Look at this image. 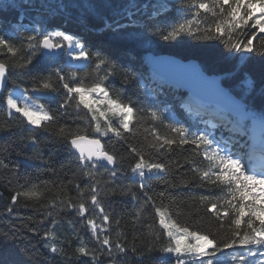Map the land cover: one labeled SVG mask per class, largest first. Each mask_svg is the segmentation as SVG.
Segmentation results:
<instances>
[{
	"label": "snow or ice",
	"instance_id": "1",
	"mask_svg": "<svg viewBox=\"0 0 264 264\" xmlns=\"http://www.w3.org/2000/svg\"><path fill=\"white\" fill-rule=\"evenodd\" d=\"M69 6L60 3L58 10L66 11ZM148 9V4L141 6L137 0H127L115 14L121 19H131L142 12L147 15L148 21H152L171 10L169 0H157L151 4L150 13ZM177 12L180 19L168 21L166 27L160 22H145L143 26L148 33L161 36L165 41H176L185 36L219 40L230 53L245 54L257 50L254 40L259 39L258 33H264V0H182ZM135 22L133 20V23ZM115 24L124 27L119 20H116ZM10 36H17L19 43H14ZM261 50L264 51V41L261 42ZM38 57L44 59L41 67L34 64ZM65 57L67 59L61 62ZM84 69L90 71H83ZM33 71L36 75H32ZM116 71V63L105 57L101 51L93 52L81 39L59 27L53 26L50 30L43 20H35L30 25H25L18 19L12 33L0 35V104L5 106L8 118L0 120V132L12 127L11 121L15 114H19L23 122L31 126L30 131L43 128L47 132L50 125H57L55 135L78 153L81 174L91 181L84 188L74 180L68 181V184L74 186L76 197L68 195L67 185L56 181H44L43 188L33 184L11 190L8 198L10 204L5 207V211L12 214L21 199L32 201V206H35L44 198L45 192L54 191L48 206L67 207L75 210L78 216L86 218V225L96 241V246L89 247L82 237L76 233L74 235H77L79 240L75 253L79 257L88 258V264H100V258L104 255L111 257L109 264H128L130 253L139 255L140 259L136 264H145V260L150 259L156 252L162 254L161 264H166L171 257H175L176 264H264V165L257 168L252 163L254 154L246 151L249 147L247 141L241 143V138L247 131L244 120H255V112L247 104H240L241 119L227 121L226 127L227 124L232 125L228 131L239 133L238 137L230 135L225 138L221 135L217 140L215 134L208 131L207 127L197 128L193 132L189 126L175 122L164 125L175 136L162 135L153 126L144 137L146 145L137 147L128 143L124 134H135L138 115L140 119L147 115L152 121L163 123L161 110L154 104L148 108H137L132 99L124 98L123 88L113 94L107 81L115 76ZM45 72L47 75L42 74ZM13 76L16 78L13 79ZM261 76L264 78V68L261 69ZM25 77L29 78L30 87H22ZM138 78L136 72L126 71L124 83ZM9 83L14 87L8 89ZM246 85L250 90H254L255 82L249 79ZM261 94L264 95V88ZM57 96H60V101L56 111L33 100V97L55 99ZM69 109H73L78 116L82 110H86L82 117L86 121L85 127L77 125L73 128L68 124H59V119L68 115ZM259 119L261 128L264 129V109L260 110ZM204 123L213 129L218 127L211 121ZM88 128L99 137H115L127 144L129 152L135 158L130 170L133 177L138 178L141 191L145 188L146 178L152 175L160 176L169 171V166L159 159H153L149 150L160 154L171 152L174 147L193 146V152L202 155L203 162H206L201 167L194 161H188L192 164L191 172L194 178L200 181L199 186H215L221 193L201 195L198 199L206 212L211 213L219 222L218 230L227 228L223 238L217 239L210 230H190L188 226L179 224L172 217L170 205L163 203L166 197L175 202V198L169 197L166 191H161L155 196L143 191L144 200L136 208L132 218V227L135 228L142 223L147 207L151 206L158 217L160 228L168 238L166 244L149 243L140 248L135 238L128 242L126 234L119 228V218L113 221L117 226L113 230L109 223L112 215L106 210L101 197L114 194L117 190L122 194L131 193L134 200L137 196L132 192L130 185L114 186L120 171L117 166L118 159L122 160L123 157H118L115 151L106 149L101 139L90 138ZM149 136L152 137L151 140ZM21 139L33 147L39 142L34 134L22 136ZM8 147L3 145L0 149L7 151ZM261 152L264 158V143L261 145ZM17 155L24 153L18 152ZM27 158L43 159L38 152ZM109 165L116 167L109 168ZM7 167L4 160L0 159V168ZM105 173L108 177L106 180L101 178ZM180 183L187 184L189 181L182 179ZM2 196L3 193H0V197ZM157 200L160 201L159 204ZM52 215L51 211L47 212L39 223L44 224ZM51 223L55 226L57 221L53 219ZM146 227L149 234L154 235L158 241L160 235L153 231L154 226ZM29 231L39 234L35 227ZM16 239L15 231L12 234L0 233L2 243H15ZM41 239L46 241L44 246L52 254L65 255L64 248L57 243L59 238L54 230L45 231ZM226 249H231L232 252L226 253Z\"/></svg>",
	"mask_w": 264,
	"mask_h": 264
},
{
	"label": "trees",
	"instance_id": "2",
	"mask_svg": "<svg viewBox=\"0 0 264 264\" xmlns=\"http://www.w3.org/2000/svg\"><path fill=\"white\" fill-rule=\"evenodd\" d=\"M156 2L157 0H137L141 6L149 5V13L152 11L151 4ZM60 3L70 6L62 12L58 10ZM126 3L127 0H0V35L12 33L18 19L25 25H30L35 20H43L50 30L53 26L66 30L69 34L81 39L93 52L99 50L105 57L114 61L117 65L116 74L107 81L113 94L123 88L124 98L132 99L137 108H148L154 104L161 110L163 123L154 122L147 115L140 119L138 115L135 121V134H124L125 140L137 147L146 145L147 141L144 137L153 126L162 135L175 136L164 127V125L175 122L189 126L193 132L197 128L207 127L208 131L213 132L218 140L221 135L225 138L230 135L238 136V134L230 133L223 126L213 129L202 122L199 117L193 116V112L186 105L189 102L195 104H200V102L182 88L170 84L165 78L154 74L146 62L148 53L172 55L186 61L197 60L204 71L217 75L226 88L259 116L260 110L264 109V95L261 94L262 88H264V78L261 76V69L264 68V51L261 50L264 33H258L259 39L254 40L257 50L248 54L230 53L219 40L193 39L185 36L176 41H165L161 36L148 33L143 25L145 22L148 24L160 22L166 27L168 21L180 19L177 9L181 7L182 0H169L171 10L152 21H148L147 15L142 12L131 19L127 17L121 19L115 12ZM116 20H119L124 27L116 26ZM133 20L136 22L133 23ZM9 38L14 43H19L17 36ZM245 56L248 58L242 59ZM64 59L66 57L62 58L61 62ZM34 64L37 67L43 66V57H38ZM83 71H90V69ZM126 71L136 72L139 78L125 84ZM42 74L47 75L46 72ZM32 75H36V72L33 71ZM249 79L255 82L254 90H250L246 85V81ZM30 86L29 78L25 77L22 87ZM12 87L14 85L9 83L8 89ZM33 99L45 104L53 111L59 107L60 96L55 99L38 100L34 97ZM68 112V115L59 119V124H68L73 128L77 125L86 126V121L82 119L86 110H82L79 116L73 109H69ZM7 119L5 106L0 104V120ZM235 120L239 119L235 118ZM11 123L10 129L0 132V146H9L7 151L0 149V159H3L4 163L8 165L7 168H0V193H3V196L0 197V233L12 234L15 231L17 239L15 243L0 242V264H88V258L79 257L75 253L79 240L77 235H74L76 233L82 237L89 247L96 246V241L86 225V218L78 216L75 210L67 207L52 208L48 206L49 200L54 196V191L45 192L44 198L35 206H32V201L21 199L20 203L14 207L12 214L5 211V207L10 204L8 198L11 190L26 188L33 184L43 188L44 181H56L67 185L68 195L76 197V190L72 184H68V181L74 180L80 184L81 188L91 182L88 177L81 174L77 160L78 155L55 135L57 125H50L47 132L43 128L30 131L31 126L24 123L19 114H15ZM244 125L248 131L247 136L250 137L249 146L262 142L264 136L261 138L257 136L251 128L249 120L244 121ZM30 134L38 137L39 142L35 147L21 139L22 136L26 137ZM88 135L101 139L106 149L115 151L118 157H123L122 160L118 159L117 166L120 171L114 186L130 185L137 199L134 200L131 193L122 194L119 190L106 197L102 196L101 199L106 210L112 215V220L109 222L111 228L115 230L117 226L113 221L117 218L121 219L119 228L126 234L128 242L135 238L140 248L149 243L153 245L167 243L168 238L160 228L158 217L155 216L151 206L147 207L142 223L135 228L132 227L135 210L144 200L143 191L154 196L161 191H166L169 197L175 198V202L166 197L163 203L170 205L172 217L179 224L188 226L190 230L197 228L204 231L210 230L217 239L223 238L227 228L218 230L219 222L211 213L206 212L198 199L201 195L210 193L220 195L221 193L215 186H199L200 181L194 178L191 172L192 164L188 161H194L201 167L206 162H203L202 155H196L193 152V146L174 147L171 152L160 154L149 150L153 159H159L169 166V171L166 174H160V176L152 175L150 178H146L145 188L141 191L138 179L132 176L130 170L135 158L129 152L127 144L115 137L111 139L99 137L91 128H88ZM151 139L152 137L149 136V140ZM18 152H22L24 155H17ZM36 152L43 159L27 158ZM100 171L103 172V169ZM101 178L106 180L107 174L105 173ZM182 179L188 180L189 183H180ZM170 185H175V187ZM159 203L160 201L157 200V204ZM24 204L29 206L25 207ZM49 211L53 215L48 217L44 224H40L39 221L44 219ZM53 219L57 221L55 226L51 223ZM147 225L154 226L153 231L160 235L158 241L154 235L149 234ZM32 227L37 228L39 234L30 232L29 229ZM49 229L56 232L59 238L57 243L64 248V256L52 254L44 246L46 241L41 239V236ZM113 238H115L114 231ZM225 252L230 253L232 250L226 249ZM161 256V253H153L150 259L145 260V264H161ZM139 259V255L134 256L130 253L128 264H136ZM110 260L111 257L107 255L101 256L100 264H109ZM166 264H176L175 257L168 259Z\"/></svg>",
	"mask_w": 264,
	"mask_h": 264
},
{
	"label": "water",
	"instance_id": "3",
	"mask_svg": "<svg viewBox=\"0 0 264 264\" xmlns=\"http://www.w3.org/2000/svg\"><path fill=\"white\" fill-rule=\"evenodd\" d=\"M146 61L155 74L178 85L185 92H190L197 99L220 104L228 111L241 114L239 105L243 104L242 101L223 85L217 75L204 71L197 60L186 61L172 55L149 53Z\"/></svg>",
	"mask_w": 264,
	"mask_h": 264
},
{
	"label": "rangeland",
	"instance_id": "4",
	"mask_svg": "<svg viewBox=\"0 0 264 264\" xmlns=\"http://www.w3.org/2000/svg\"><path fill=\"white\" fill-rule=\"evenodd\" d=\"M78 38V37H77ZM67 59V58H66ZM73 63H79V62H75V61H73ZM34 100V99H33ZM35 101V103H37V104H41L39 101H36V100H34ZM189 106H191V104H189ZM258 122H259V120H257V119H255V120H253V128H254V130L256 131V132H258L259 134L260 133H263V130H262V128H261V124H258ZM132 176H133V173H132ZM135 178V177H134ZM136 179H138V178H136Z\"/></svg>",
	"mask_w": 264,
	"mask_h": 264
}]
</instances>
